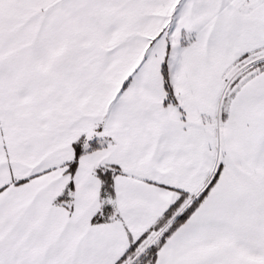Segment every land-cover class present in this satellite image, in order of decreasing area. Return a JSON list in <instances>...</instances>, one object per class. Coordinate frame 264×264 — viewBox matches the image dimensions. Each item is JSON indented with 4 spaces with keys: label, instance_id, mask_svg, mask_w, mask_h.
Wrapping results in <instances>:
<instances>
[{
    "label": "snow or ice",
    "instance_id": "snow-or-ice-1",
    "mask_svg": "<svg viewBox=\"0 0 264 264\" xmlns=\"http://www.w3.org/2000/svg\"><path fill=\"white\" fill-rule=\"evenodd\" d=\"M0 264H264V0H0Z\"/></svg>",
    "mask_w": 264,
    "mask_h": 264
}]
</instances>
